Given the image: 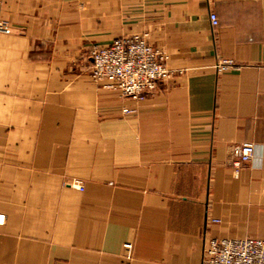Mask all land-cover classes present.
Masks as SVG:
<instances>
[{"label":"crops","instance_id":"crops-1","mask_svg":"<svg viewBox=\"0 0 264 264\" xmlns=\"http://www.w3.org/2000/svg\"><path fill=\"white\" fill-rule=\"evenodd\" d=\"M0 23V264H202L209 239L264 240V0H0ZM125 36L174 74L143 103L90 75Z\"/></svg>","mask_w":264,"mask_h":264},{"label":"built area","instance_id":"built-area-1","mask_svg":"<svg viewBox=\"0 0 264 264\" xmlns=\"http://www.w3.org/2000/svg\"><path fill=\"white\" fill-rule=\"evenodd\" d=\"M213 28L219 25L215 14H210ZM7 28L1 26L0 32ZM92 77L105 81V87L118 92L122 98L143 103L152 97L161 84L173 79L167 66L166 55L152 46L144 37H120L108 46L93 45L90 49ZM235 64L224 60L216 65L218 72ZM125 113H130L124 109ZM256 146L251 143L234 145L230 148L228 165L235 174L252 163ZM84 190L83 186H78ZM202 264H264V240L209 239L205 243Z\"/></svg>","mask_w":264,"mask_h":264},{"label":"rangeland","instance_id":"rangeland-1","mask_svg":"<svg viewBox=\"0 0 264 264\" xmlns=\"http://www.w3.org/2000/svg\"><path fill=\"white\" fill-rule=\"evenodd\" d=\"M1 26L7 28V31H6V32L9 31L8 26H6L5 24L0 23V27H1ZM89 57H90V52H89ZM90 75L92 76V72H91ZM67 184H69L71 188H74V189H77V190H80V189L78 188V186H83V187H84V182L81 181V180H78V179H71V180H69V181L67 182ZM80 191L83 192L84 190H80Z\"/></svg>","mask_w":264,"mask_h":264}]
</instances>
